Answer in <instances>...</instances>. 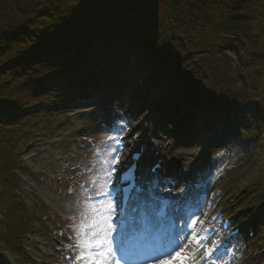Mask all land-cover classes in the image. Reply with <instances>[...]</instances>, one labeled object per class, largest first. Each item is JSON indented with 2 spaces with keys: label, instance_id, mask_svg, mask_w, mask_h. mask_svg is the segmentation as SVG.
I'll return each instance as SVG.
<instances>
[{
  "label": "rangeland",
  "instance_id": "1",
  "mask_svg": "<svg viewBox=\"0 0 264 264\" xmlns=\"http://www.w3.org/2000/svg\"><path fill=\"white\" fill-rule=\"evenodd\" d=\"M12 3V0H0V14L6 12L7 7L11 8ZM252 4L251 16L263 24L259 21L261 20L259 15L264 13V0L258 4L252 0ZM222 33L228 32L223 29ZM127 38L128 43L121 51L113 49L114 56H103L97 61L104 72H100L96 78L97 81L91 83L99 86L98 90L103 91L85 92L76 86L70 91H65L68 86L66 82L56 87L49 86L48 82H45L42 86L47 95L45 93L39 98L33 96L32 102L46 104L48 111L38 113L33 117H26L28 120L26 128L20 126L13 128V132L7 135L0 134L4 140L3 144L8 142V147L3 151L11 153L16 163L12 168L0 172V264H39L38 261H43L41 264H64L57 252L63 249L60 242L69 243L73 248L75 245L74 227L81 221L87 223L86 217L89 219L92 217L91 206L105 211L101 206V201L104 205L109 202L107 196L101 193L107 191L111 185V182L106 185V181L107 172L113 165L106 161H111L117 153L113 149H117L118 144L110 138L116 137L114 133L123 129L120 135V137L123 135L122 139L119 140H124L125 143L129 140L130 134L139 130L140 121L134 122L135 117L147 113V117L152 120L151 114L148 113L150 102L154 103L153 110L159 111L164 122L158 125V121L152 120L153 129L158 126L162 133L159 135L160 140L156 137L155 142H159L165 149L163 159L182 166H192L193 171L191 172L198 177V181L200 180L199 199L203 204L208 202L211 195L220 191L224 193L228 191L225 198L234 199L235 194L240 190L248 189L247 195L252 205H257L254 193L258 196L264 194V189L257 193L259 188L252 186L256 181L264 180V142L262 141V144L256 148L260 135L264 133L262 128L264 105L261 110L262 117H256L246 109V106L233 110V116H226L222 112L212 113L203 100L197 99L196 104L200 108L195 113L189 108L188 103L182 104L188 119L194 120L201 130L198 139H193L195 144H190L192 141L189 139L174 136L177 131L171 125L172 120H169L165 113L166 109L171 106V100L177 96L175 93L177 83L171 77V72L167 67L159 64L158 67L162 69L161 74L157 73L149 78L143 76L134 78L127 65L128 57L134 53L138 57L137 61H141L145 51L141 52L137 38L131 33ZM244 45L247 46V44ZM219 48V46L214 47L208 55L202 53V49L193 51L197 53H191L192 59L189 63L185 59L180 63L183 75L187 74L194 78L192 83L198 86L197 78L203 58H209L210 64L214 65L219 73H223V62L226 59L232 65V72L237 71L238 73L235 53L232 51L225 53L226 56H230L231 61L229 57L220 53ZM182 51L184 57L186 50ZM113 74L116 76L112 77ZM237 75L232 74L235 77L234 86L237 90L240 92L243 89L246 90L248 97L250 96L249 99L255 96L264 100L260 88L254 95L248 71L244 75L247 89H242ZM88 85L85 90L90 89ZM56 89L58 91H54ZM147 90L150 93L146 94ZM54 92H59V94L55 95ZM103 92L110 94L111 102L102 101L100 106L90 109H67L65 106L69 101L87 96L99 97L98 100H100ZM54 97H59L58 102H54ZM143 99L147 101L140 113V108L139 110L134 108L138 106L137 101H143ZM178 102L176 101V104L182 108ZM128 107L132 110L130 113H125L124 110ZM11 110L18 111V117L19 112L26 115L30 113L28 108L20 110L14 107ZM92 110L98 112L93 116L86 115ZM104 111L105 118H107L105 121L99 117V114ZM125 115L130 118L126 119ZM17 118L14 117L12 121H16ZM214 121L220 124L218 132L228 134L225 140L220 142L222 145L220 151L207 149L212 160L207 158L201 161L198 157V146L204 138V130L212 128L217 132ZM30 142L33 146L29 152H22L23 146ZM6 176L8 179L4 180ZM229 179L233 182L224 187L222 181ZM69 188L75 189L70 197ZM96 195H102L103 198L98 201L88 200L89 197ZM73 204L85 205L83 215L80 214L79 208L70 209L69 212L64 211L65 205ZM244 208L247 209L249 206L245 204ZM256 211L258 212L254 214V211L253 214L259 218L258 238L264 239V214L259 210ZM114 214L115 211L111 212L112 219H114ZM207 215L204 210L200 219ZM28 237L30 240H27ZM31 243L34 246L37 244L40 249H32ZM253 246L255 247L253 251L261 254V248L257 242L253 245L247 243V253L236 258V264H244V258L249 259L247 264H257L253 258L254 252L248 253V249ZM188 250L192 249L189 247ZM43 253L46 255L41 259ZM70 253L72 257L78 254L73 250H70ZM261 257L260 261L264 259V256ZM224 261V259L217 260L216 264H226Z\"/></svg>",
  "mask_w": 264,
  "mask_h": 264
},
{
  "label": "trees",
  "instance_id": "2",
  "mask_svg": "<svg viewBox=\"0 0 264 264\" xmlns=\"http://www.w3.org/2000/svg\"><path fill=\"white\" fill-rule=\"evenodd\" d=\"M12 2L11 8L0 14V113L14 107L24 110L33 104V96L47 95L42 85L49 79H63L68 84L65 91L91 86L104 72L97 59L111 55L112 48L124 47L130 31L139 46L150 49L159 62L171 67L174 77L179 73L175 61L191 60V55L180 57L183 48L190 52L202 49L208 55L219 46L220 53L229 58L227 51L235 53L238 73L232 72L226 59L223 73H219L209 58H203L206 76H199L204 90L200 97L219 109H237L249 102L243 89L247 85L242 83L246 71L253 92L257 94L260 88L264 94V13L259 15L263 24L251 16L252 0ZM258 2L263 0H255ZM223 29L228 33L223 34ZM93 35L99 46L91 40ZM232 74H238L244 91L235 88ZM178 75L182 85L185 77ZM30 115L21 113L11 126L0 125V134L11 132L10 127L25 126ZM1 137L0 172H4L16 163L11 153L3 151L8 146ZM261 183L264 180L252 186L262 189Z\"/></svg>",
  "mask_w": 264,
  "mask_h": 264
},
{
  "label": "snow or ice",
  "instance_id": "3",
  "mask_svg": "<svg viewBox=\"0 0 264 264\" xmlns=\"http://www.w3.org/2000/svg\"><path fill=\"white\" fill-rule=\"evenodd\" d=\"M110 139L114 140L116 144L120 143L119 137H111ZM113 151L118 150L113 149ZM106 163L110 165L119 164V155L114 156L111 161H106ZM115 171V167H110L108 170L106 185L111 182V177ZM101 194L109 195L107 191ZM101 206L105 211L91 206L92 217L90 219L86 217L87 223L81 221L73 229L75 247L68 246L70 250L78 253L74 257L68 258L73 261V264H120V260L116 255L117 251L120 252L122 257H126V254L130 251L142 252L145 256L144 264H148V261H151L152 264H201L202 261L205 264H216V261L212 258L214 254L219 255V249L224 242L212 240L208 235V229H198L197 224H203L198 216L191 221L192 232L188 238V243H182L178 237L163 238L161 232L159 242L154 247L140 244L133 248L130 242L125 240L121 242L118 249H114L112 239L114 229L111 223L112 203L109 201L104 205V202L101 201ZM156 231L160 232L159 222L156 225ZM190 244L196 246L192 252L188 251ZM201 252H203V255H200L199 260H197L196 256Z\"/></svg>",
  "mask_w": 264,
  "mask_h": 264
},
{
  "label": "bare ground",
  "instance_id": "4",
  "mask_svg": "<svg viewBox=\"0 0 264 264\" xmlns=\"http://www.w3.org/2000/svg\"><path fill=\"white\" fill-rule=\"evenodd\" d=\"M100 117H102L101 115H100ZM103 118V117H102ZM136 121H138V119H136L135 120V122ZM154 143V142H153ZM70 200H72V199H70ZM73 203V202H72ZM84 207H85V205L83 204V205H81V206H79V205H75V204H73V205H65V207H64V211L65 212H69L70 211V209H74V208H79V210H80V214L81 215H83V212H84ZM112 207H113V211H114V206L112 205ZM188 218V217H187ZM112 223V227H113V229L114 228H116V224H115V222H111ZM186 227H187V224L185 225ZM187 229H188V227H187ZM32 244V243H31ZM30 247H32L33 249H40L38 246H37V244L34 246L33 244L30 246ZM45 255H46V253L44 254L43 253V255L40 257L41 259H43L44 257H45ZM48 256V255H47Z\"/></svg>",
  "mask_w": 264,
  "mask_h": 264
}]
</instances>
